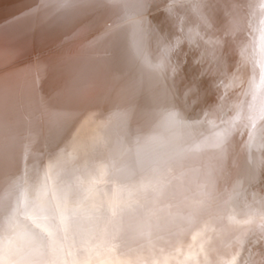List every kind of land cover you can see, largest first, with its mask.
I'll return each mask as SVG.
<instances>
[{"label": "clouds", "instance_id": "1", "mask_svg": "<svg viewBox=\"0 0 264 264\" xmlns=\"http://www.w3.org/2000/svg\"><path fill=\"white\" fill-rule=\"evenodd\" d=\"M94 41L58 91L0 77V264H264V0H38L30 44ZM113 103L81 111L98 53Z\"/></svg>", "mask_w": 264, "mask_h": 264}, {"label": "bare ground", "instance_id": "2", "mask_svg": "<svg viewBox=\"0 0 264 264\" xmlns=\"http://www.w3.org/2000/svg\"><path fill=\"white\" fill-rule=\"evenodd\" d=\"M38 0H0V75L8 73L10 77L31 74V88L45 97L51 96L62 85L72 67L88 49L95 47V42H89L87 25H80L81 32L69 30L55 44L46 40L36 45L44 54L42 58L52 61L54 67L45 74L40 66V59L34 57L30 44L21 49L14 41L30 27V9L34 8ZM15 56L11 65L6 60ZM13 56V57H14ZM12 57V58H13ZM11 59V58H10ZM7 64V63H6ZM0 76V77H3ZM85 102L81 111L54 112L53 119H79L83 122L94 119V108L106 113L113 103L114 89L119 86L118 74L104 62L102 52L84 68L80 75Z\"/></svg>", "mask_w": 264, "mask_h": 264}, {"label": "water", "instance_id": "3", "mask_svg": "<svg viewBox=\"0 0 264 264\" xmlns=\"http://www.w3.org/2000/svg\"><path fill=\"white\" fill-rule=\"evenodd\" d=\"M13 56H14V55H13ZM13 56L10 57L11 59L9 58V59L6 60V63H7V64L5 63V66H6V65L8 66V65H11V64H12L13 60L15 59V56H14V57H13ZM12 57H13V58H12ZM10 63H11V64H10ZM0 76H3V74H1Z\"/></svg>", "mask_w": 264, "mask_h": 264}]
</instances>
